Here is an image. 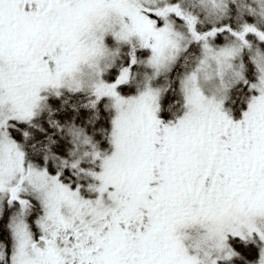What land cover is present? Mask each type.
<instances>
[{
  "label": "snow or ice",
  "instance_id": "6c2138e0",
  "mask_svg": "<svg viewBox=\"0 0 264 264\" xmlns=\"http://www.w3.org/2000/svg\"><path fill=\"white\" fill-rule=\"evenodd\" d=\"M0 264H264V0H0Z\"/></svg>",
  "mask_w": 264,
  "mask_h": 264
}]
</instances>
